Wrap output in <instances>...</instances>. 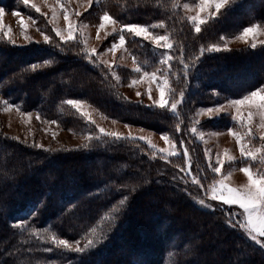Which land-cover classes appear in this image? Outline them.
<instances>
[{
	"label": "trees",
	"instance_id": "16d2710c",
	"mask_svg": "<svg viewBox=\"0 0 264 264\" xmlns=\"http://www.w3.org/2000/svg\"><path fill=\"white\" fill-rule=\"evenodd\" d=\"M18 3L20 0H0V7L14 9ZM97 10L123 25H154L167 37L171 48L126 32V45L139 71L125 67L117 72L126 79L143 71L166 76L171 98L181 93L185 97L180 119L168 107L126 97L111 69L89 56L80 40L52 37L38 46L17 47L0 39V94L23 109H37L64 125L86 128L88 123L68 103L78 98L112 118L167 132L177 140V122L185 129L186 115L194 113L195 106L236 98L264 85V73L249 68L264 62V45L212 48L220 46L224 37L263 21L264 0H233L203 24L200 32L183 14L178 0H102ZM242 69L246 71L240 73ZM44 76L52 79L33 89L32 84ZM234 78L242 84L228 85ZM184 133L180 137L187 140ZM2 146H10V150ZM48 156L68 159L72 165L93 158L101 165L93 168L88 164L78 171V179L62 183L60 178L70 164L60 165L52 179L34 176L30 185L21 172L27 167L50 172V163L43 164ZM163 165L140 140L101 135L82 149L52 153L22 147L0 132V264H264L262 247L233 220L234 224H227L223 211L197 204L188 185L169 176ZM12 184L18 186L12 190ZM146 192H153V201ZM125 196L128 199L121 204ZM136 204L148 208L156 218L141 220ZM92 207L87 216L84 210ZM103 213L107 215L102 226H95L101 239L83 252L62 251L35 232L56 230L77 239ZM136 220L143 225H132ZM121 247L130 255L120 254Z\"/></svg>",
	"mask_w": 264,
	"mask_h": 264
},
{
	"label": "rangeland",
	"instance_id": "374dc122",
	"mask_svg": "<svg viewBox=\"0 0 264 264\" xmlns=\"http://www.w3.org/2000/svg\"><path fill=\"white\" fill-rule=\"evenodd\" d=\"M102 0H30L29 4H25L24 0H20L17 4L18 7L14 9H5V14L0 19V39H4L7 42L17 47H25L30 45H39L42 43H48L49 41L44 40V36L48 35L51 38L61 40L56 35V30L67 34L68 21L64 19V12L67 10L69 19L75 26V31L72 38L68 40H80L84 46V51L91 57H93L98 63H101L111 69L115 78L118 88L125 93L126 97L134 101L144 102L146 105L160 107L158 103L160 99L159 88L167 80L168 84L165 86V98L168 103L163 108H169L170 113L177 116L180 119V110L184 106L185 97L184 95H177L175 98H171V86L169 80L163 74H157L154 72L149 73L155 74L156 79H150L144 76V71L137 73L136 76L130 79H126L120 76L117 72L120 68H129L137 71V63L130 53L126 39L125 43L118 47L115 52L110 51L113 43H119L120 35H124L126 32L137 36L135 33L127 30L123 24L117 21L115 18L109 21H102L104 13H99L98 8ZM233 0H229L228 6ZM200 0H178V4L183 11L186 18L193 24L196 30L197 22L191 18L193 16H201L203 23L200 24V28L206 22L213 19L218 15L214 4L201 12L199 8ZM36 4L40 8V12H36L31 7V4ZM224 6L221 10H223ZM220 10V11H221ZM19 12L20 16L14 15L15 12ZM219 11V12H220ZM246 12V9L242 10V13ZM55 13V15L53 14ZM241 13V14H242ZM31 16L33 19H28ZM23 18L27 27L20 25L19 21ZM105 23V28L99 27L100 23ZM141 25V24H140ZM147 26L148 30L154 36H165L154 29V25ZM257 27V31L254 34H250L247 39H241V33L245 27ZM241 28L237 33L223 38L219 49H232L241 47H252L253 44L256 46L264 45V20L260 22H254ZM125 37V35H124ZM142 37V36H138ZM166 37V36H165ZM153 44H157L151 37H142ZM15 41V43H13ZM167 43L171 44L168 39ZM163 44V43H161ZM225 45L227 47L225 48ZM95 48L96 52L91 50ZM3 58V53L0 54ZM261 58V57H260ZM244 62V61H243ZM244 65L247 64L244 62ZM250 66V65H249ZM252 71L262 74L264 73V62L261 60L256 65L249 67ZM242 69L240 73L245 72ZM52 77L44 76L39 81L37 80L32 84L33 89H39L41 83L51 80ZM236 82V83H234ZM241 80L234 78L228 85L235 86L239 84ZM242 82L240 83V85ZM258 89H264V85L257 89H252L243 95L236 98H223L220 102L215 101L207 105L195 106L194 113L186 115L187 125L186 128L177 122V128L175 129V136L179 137L177 140L172 134L167 132H159L148 127L136 125L128 122L121 121L119 119L112 118L102 113L94 105L88 103L85 100L73 99L80 101V106L77 107L75 104L71 106L84 118L88 125L86 128H80V126L64 125L61 121L48 118L42 115L41 111L37 109H23L18 103H11L6 100L0 94V132L12 141L19 143L22 147L29 149H36L51 151L54 153L57 150L70 151L74 149H82L84 146H88L97 136H110L108 133L116 132L119 136L114 137L117 139H134L140 140L151 151V157L158 159L163 165V170L170 171L169 176L177 178L180 183L188 185V190L192 194L194 201L202 207L212 209L215 211H223L227 219L225 220L229 224L230 220H233L238 227L242 228L243 233L250 239L245 224V217L241 216L243 211L238 205H227V204H238V200H229L223 196H216L215 191H207L208 187L216 184L220 179H224L227 184L235 188H243L247 184V176L242 171L243 168H249L253 173H264V153L256 151L264 147V117L261 116V112L264 109L259 107L260 101H248L241 105H232L231 102L238 99H243L244 96L250 95L251 92ZM32 90V89H31ZM139 93V95H137ZM175 100H180L181 103L177 105L175 109L172 108V103ZM224 106V110L216 112L219 106ZM237 107L240 109L239 115L237 114ZM162 108V107H161ZM212 108L213 114L210 116L208 112L203 109ZM252 113V119L249 122L248 114ZM103 128L104 132L100 129ZM195 128V131H193ZM229 129L231 131H229ZM185 131L184 137L187 140H183L180 137L182 132ZM173 133V134H174ZM232 133H235L233 135ZM165 136L168 137L165 140ZM237 137L240 139L238 140ZM171 141V143H169ZM243 143L245 148L252 151H256L255 157L244 156L240 151V144ZM154 146V147H153ZM194 147H196L194 149ZM6 151L10 150V146H2L1 149ZM231 157V159H229ZM201 160H200V159ZM218 159L223 161V164L218 163ZM179 160V162H177ZM50 163V172L40 171L35 168H25L21 176L28 177L30 179V185L35 177L42 179H52L54 176V169L60 165L70 164L71 161L61 160L57 157H49L43 164ZM91 167L100 166L101 163L96 159H83L80 164L69 165V168L65 171V175L60 178L62 182H72L79 178L78 171H80L86 165ZM221 167V172L216 173L214 167ZM183 169V171H182ZM75 173V175H74ZM77 173V174H76ZM53 174V175H52ZM35 176V177H34ZM196 176L201 184H196L192 177ZM253 177L249 174L248 180L251 182ZM59 183V184H60ZM203 185V187L201 186ZM11 189H15L18 185H10ZM42 187L44 189L45 185ZM20 189H23L21 186ZM230 191V188H229ZM151 201H153V192H146ZM212 195V196H211ZM83 198V194H81ZM213 197V198H212ZM55 201L60 204L59 196L54 197ZM204 203L201 204L200 201ZM219 200H224L219 201ZM89 203V202H85ZM138 217H145L154 219L148 208H143L141 205H134ZM244 205L241 204V207ZM229 209V210H228ZM92 209H85L84 213L88 216ZM104 215L94 221L92 226L84 232L80 238L70 239L69 237L59 234L56 230L40 229L35 230L40 235L42 241H50L58 245L59 249L68 252L75 251V241H80V247L84 250L88 247V241H92V245L95 241L101 239L99 226L103 224ZM142 220V218H141ZM133 221L132 225H143L142 221ZM234 224V223H233ZM230 225V224H229ZM76 226V225H75ZM98 228H96V227ZM264 227V225H262ZM102 228V227H101ZM95 229V232L92 230ZM155 232L157 230H154ZM55 238L60 240H67L71 247H66L63 244H58ZM258 246L264 249V243L256 242ZM85 245H88L85 247ZM122 248V247H121ZM120 254H129L130 251L126 248L119 250ZM119 254V253H118ZM119 254V255H120ZM113 257H117L114 255Z\"/></svg>",
	"mask_w": 264,
	"mask_h": 264
},
{
	"label": "snow or ice",
	"instance_id": "6c2138e0",
	"mask_svg": "<svg viewBox=\"0 0 264 264\" xmlns=\"http://www.w3.org/2000/svg\"><path fill=\"white\" fill-rule=\"evenodd\" d=\"M29 2H30V0H24V3L26 5L29 4ZM228 3H229V0H200L199 8H200V11L203 12L207 8L211 7L214 4L217 13H219V11L224 6H226ZM31 7L33 9H35L36 12H40V8L36 4H34V3L31 4ZM4 14H5V9L0 7V19L3 18ZM53 14L55 15V13H53ZM14 15L20 16V13L17 11L14 13ZM28 19H33V17L29 16ZM64 19L68 21L67 34L65 35L64 32L57 29L56 35H58L61 40L66 41V40L72 38L73 33L75 31V26H74L73 22L69 19V15H68L67 10H65V12H64ZM111 19L112 18L107 13H105L104 16L102 17V21H109ZM191 19L193 21L197 22L196 31L200 32L201 31L200 24L204 22L203 19L201 18V16H193ZM19 23H20V25L27 27L25 20L23 18L20 19ZM0 27H3V25H0ZM99 27L101 29L105 28V23L101 22ZM124 27L127 30H129L130 32L135 33L137 36H142L145 38L151 37V39L154 40L157 44L163 43L164 47H167V48L172 47L171 44L167 43V37L152 35V33L149 32L147 26L140 25V24H125ZM257 27L258 26H256V27H245L241 33V39H247L250 34H254L257 31ZM50 39H51L50 36H48V35L44 36V40L46 42L49 41ZM13 43H15V41H13ZM124 43H125V37H124V35H120L119 43L118 44L113 43L111 48H110V51L115 52L116 49L118 47H120L121 45H123ZM226 47H227V45H225V48ZM252 47H256V44H253ZM212 48L216 51H219V47L215 44L212 45ZM91 51L96 52V49L93 48ZM45 63H49V61H45ZM137 71H139V69H137ZM144 76L149 77V73L145 72ZM149 78L150 79H156V76L153 73V74H151V76ZM167 84H168V81L165 80L164 84L160 86V88H159L160 99H159V101L155 102V103H158L160 105V107H162V108L168 103V100L165 98V86H167ZM137 95H139V93H137ZM181 97H182V93H181ZM248 101H260L259 107L264 109V89H258L256 91H253L250 93V95L244 96L243 99H238V100L232 101L231 104L238 106V105L244 104ZM68 103L75 104L77 107H79L81 102L78 100H69ZM179 103H181L180 100H175L172 103V108L175 109ZM223 110H224L223 105L219 106L217 109H215L216 112H221ZM203 111L208 112V114L210 116L214 112V110L212 108H206V109H203ZM236 111H237V114L239 115V113H240L239 107H237ZM261 116L264 117V112H261ZM247 118L250 122L252 119V113H249ZM261 127H264V125H261ZM100 131L104 132V129L101 128ZM193 131H195V128H193ZM229 131H231V130L229 129ZM232 134L235 135V133H232ZM108 135L117 137V136H119V133L110 132V133H108ZM167 139H168V137L165 136V140H167ZM237 139L239 140L240 138L237 137ZM169 143H171V141H169ZM240 151L243 153L244 156L255 157L256 151L264 153V147L257 149L256 151H252L250 149L245 148L244 144L241 143L240 144ZM229 159H231V157H229ZM218 163L223 164V161L218 159ZM182 171H183V169H182ZM214 171L216 173H220L221 167H219V166L214 167ZM242 171L247 176V184L244 185L243 188L231 187L229 184H227L225 182L224 179H220L216 184L209 186L207 191L210 192V194L212 193V191H215L216 196H223L229 200H238L240 202L238 204H227V205H238L239 208H241L243 210L241 212V216L245 217V224L243 226L246 228L248 235L251 237L252 241L264 243V227H262V225H264V173H255L254 174L253 171L249 168H243ZM249 174L253 177L251 182H249V180H248ZM192 180L196 184H201V181L196 176H193ZM201 186L203 187V185H201ZM229 188H230V191H229ZM127 199H128V197L125 196L124 199L120 201V203L123 204ZM219 201L224 202V200H219ZM200 203L203 204L204 201L201 200ZM241 204L244 206L241 207ZM114 211H119V209L114 207ZM229 223H233V222L230 220ZM92 231L95 232V229H93ZM54 239H55L56 243H58V244H63L66 247H71V245L69 244V242L67 240H60V239L55 238V237H54ZM91 244H92V241L89 240L88 245H91ZM75 245H76V247L74 249L75 251H77V252H83L84 251V248L80 247V241L79 240L75 241ZM88 245H85V247H87Z\"/></svg>",
	"mask_w": 264,
	"mask_h": 264
},
{
	"label": "bare ground",
	"instance_id": "6f19581e",
	"mask_svg": "<svg viewBox=\"0 0 264 264\" xmlns=\"http://www.w3.org/2000/svg\"><path fill=\"white\" fill-rule=\"evenodd\" d=\"M126 262V261H125Z\"/></svg>",
	"mask_w": 264,
	"mask_h": 264
}]
</instances>
